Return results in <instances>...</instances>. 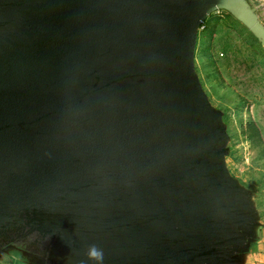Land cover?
<instances>
[{
	"label": "water",
	"instance_id": "95a60500",
	"mask_svg": "<svg viewBox=\"0 0 264 264\" xmlns=\"http://www.w3.org/2000/svg\"><path fill=\"white\" fill-rule=\"evenodd\" d=\"M248 0H0V262L247 264L263 224L196 69Z\"/></svg>",
	"mask_w": 264,
	"mask_h": 264
},
{
	"label": "rangeland",
	"instance_id": "374dc122",
	"mask_svg": "<svg viewBox=\"0 0 264 264\" xmlns=\"http://www.w3.org/2000/svg\"><path fill=\"white\" fill-rule=\"evenodd\" d=\"M259 16L264 24V11ZM196 69L212 104L224 113L228 167L253 195L264 242V47L233 16L217 12L200 31ZM0 264H15L14 257L6 254Z\"/></svg>",
	"mask_w": 264,
	"mask_h": 264
},
{
	"label": "crops",
	"instance_id": "0c3cea01",
	"mask_svg": "<svg viewBox=\"0 0 264 264\" xmlns=\"http://www.w3.org/2000/svg\"><path fill=\"white\" fill-rule=\"evenodd\" d=\"M249 3L261 11H264V0H248ZM247 264H264V242L255 245L253 252L247 259Z\"/></svg>",
	"mask_w": 264,
	"mask_h": 264
},
{
	"label": "flooded vegetation",
	"instance_id": "af4514ba",
	"mask_svg": "<svg viewBox=\"0 0 264 264\" xmlns=\"http://www.w3.org/2000/svg\"><path fill=\"white\" fill-rule=\"evenodd\" d=\"M36 239H37L36 237H32L29 240H27L25 243L21 242L19 244H16V247H17L18 251L32 253V252H30L27 249V245L28 244H33L36 248H39V250L41 251L37 255H39V257L43 258L44 257L43 256L44 255L43 252H45L46 244L41 245V244L38 243V245H36V243H35ZM18 251H15V253H14V255L16 256V257L13 256L14 257V263L15 264H24V261L22 260L21 254H19ZM47 264H48V262H47Z\"/></svg>",
	"mask_w": 264,
	"mask_h": 264
}]
</instances>
